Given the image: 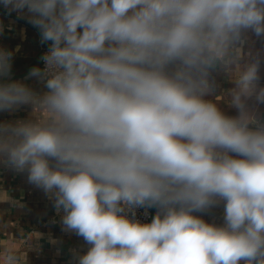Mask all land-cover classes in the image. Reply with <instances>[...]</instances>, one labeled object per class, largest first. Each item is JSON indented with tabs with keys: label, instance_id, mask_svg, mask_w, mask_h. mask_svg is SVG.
<instances>
[{
	"label": "clouds",
	"instance_id": "1",
	"mask_svg": "<svg viewBox=\"0 0 264 264\" xmlns=\"http://www.w3.org/2000/svg\"><path fill=\"white\" fill-rule=\"evenodd\" d=\"M0 4L26 12L48 44L26 77L42 95L7 80L12 53L0 50V111L35 115L0 123V158L90 246L78 264H264V122L247 104H264L260 61L237 66V116L205 99L243 34L264 37V0ZM221 203L222 225L193 214ZM140 207L158 208L150 223L129 218Z\"/></svg>",
	"mask_w": 264,
	"mask_h": 264
},
{
	"label": "crops",
	"instance_id": "2",
	"mask_svg": "<svg viewBox=\"0 0 264 264\" xmlns=\"http://www.w3.org/2000/svg\"><path fill=\"white\" fill-rule=\"evenodd\" d=\"M39 30L28 22L25 12H8L0 4V50L12 53L11 72L7 80L25 84L36 94L47 89L35 78H26L32 67H39L42 47ZM239 58L231 65L218 64L210 70L213 91L205 99L216 103L226 115L235 117L238 110L230 106V92L235 87L237 66L259 60L258 86L264 87V37L251 31L243 34L238 45ZM6 82L0 78V83ZM250 110L264 122V104L247 100ZM32 105H21L10 111H0V123H15L34 119ZM152 218L158 208L151 207ZM208 223L223 224V203L203 213H193ZM63 210L54 207V199L41 188L30 184L27 172H17L0 158V264L2 255L11 250L20 256V264H78L77 257L90 247L82 237L64 230ZM32 237V239H30ZM30 239V240H29Z\"/></svg>",
	"mask_w": 264,
	"mask_h": 264
},
{
	"label": "built area",
	"instance_id": "3",
	"mask_svg": "<svg viewBox=\"0 0 264 264\" xmlns=\"http://www.w3.org/2000/svg\"><path fill=\"white\" fill-rule=\"evenodd\" d=\"M48 44L41 49V54H40V60H39V67L43 68L44 63L41 60V56L47 51ZM126 212L129 216V218L132 217V212H135V219L139 220L141 223H150L152 219V211L151 208L149 207H140V208H134L132 210H127Z\"/></svg>",
	"mask_w": 264,
	"mask_h": 264
}]
</instances>
